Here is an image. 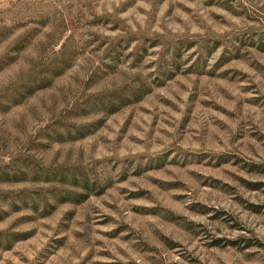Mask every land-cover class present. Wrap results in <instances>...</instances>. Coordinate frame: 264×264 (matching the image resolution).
I'll list each match as a JSON object with an SVG mask.
<instances>
[{
	"label": "rangeland",
	"instance_id": "1",
	"mask_svg": "<svg viewBox=\"0 0 264 264\" xmlns=\"http://www.w3.org/2000/svg\"><path fill=\"white\" fill-rule=\"evenodd\" d=\"M0 264H264V0H0Z\"/></svg>",
	"mask_w": 264,
	"mask_h": 264
}]
</instances>
